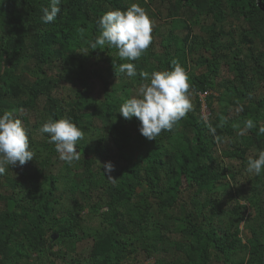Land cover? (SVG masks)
I'll return each instance as SVG.
<instances>
[{"label":"trees","instance_id":"obj_1","mask_svg":"<svg viewBox=\"0 0 264 264\" xmlns=\"http://www.w3.org/2000/svg\"><path fill=\"white\" fill-rule=\"evenodd\" d=\"M164 1L166 6L157 13L168 11L173 40L167 41L162 56L155 53L153 41L138 61L121 60L116 48L92 50L89 44L100 34L97 21L111 10L126 11L130 3L125 0H61V11L49 24L43 23L42 9L50 7L51 0H18L0 9L7 27L0 30V117L13 111L23 121L36 159L34 172L25 174L28 183L25 190L9 197L5 209H0V264H17L26 258L23 253L26 246L57 257L58 253L53 251L55 244L80 238L81 211L57 209L66 193L64 198H57L61 179L48 170L60 156L55 145L49 143L50 136L41 131L49 120L64 118L82 131L91 127L92 118L110 125L92 157L79 162L89 172L83 190L79 188L88 199L85 206L101 217L105 233L95 238L86 264H122L140 251V243L149 254L154 251L169 254L168 259H158L155 264H264V172L259 178L263 180L262 190L251 189L244 194L232 186V181L248 173L252 151L257 155L264 151V133L260 131L264 126V96L254 111L244 106L251 92L248 77L252 68L264 82V52L242 57L243 50L233 43L235 32L219 29L234 15L248 27L247 35L256 34L264 42V0ZM207 15L213 16L214 22L204 28L202 18ZM198 26L207 29L208 37L196 33ZM80 29L84 30L83 36ZM176 29H187L188 33L175 35ZM205 52L212 56L211 60H204ZM228 56L232 58L234 78L228 81L226 89L234 97V103L242 106L239 123L230 124L227 115H223L227 111L215 120L203 116L202 97L209 93L207 105L213 110L217 97L210 95V91L221 87L206 74L195 75L190 83L198 103L195 111L186 116L185 126L182 124L186 118L150 144L145 139L138 145L141 155L135 156L132 134L134 125L141 122L135 117L115 119L128 99L117 96L120 91L117 80H123L126 74L116 72L115 66L135 64L137 76L131 79L141 84L139 73L149 67V60L155 61L152 69L144 70L149 74L173 70L172 61L177 60L187 73L198 64H206L218 76ZM96 57L106 62L108 70L94 68L98 67L93 63ZM25 63L34 66L28 71L37 77L35 82L25 83L24 74L19 72ZM49 70L57 73L52 81L46 77ZM93 78L103 80L106 89L103 100L90 97ZM63 81L76 85L70 100L52 95L51 87H58ZM133 87L128 86L125 91L129 94ZM43 100L42 111L36 112L38 124L31 126L27 114ZM247 120H252L254 127L246 128ZM238 125H243L245 134L224 153L239 165L236 171V167L223 168L217 153L219 143L225 136L234 135ZM36 133L41 134L42 140ZM110 147L116 149L124 163L120 170L113 171L115 181L105 174L91 172L98 165L97 158L105 157ZM77 151L81 156L89 155L81 145H77ZM169 162L176 169L173 177L167 179ZM71 166L66 167L69 170ZM69 190L73 195L79 191L76 186H70ZM95 196L100 198L91 206ZM232 201L237 202L236 206L230 205ZM243 227L248 232L246 240ZM171 232L174 237L165 238Z\"/></svg>","mask_w":264,"mask_h":264},{"label":"rangeland","instance_id":"obj_2","mask_svg":"<svg viewBox=\"0 0 264 264\" xmlns=\"http://www.w3.org/2000/svg\"><path fill=\"white\" fill-rule=\"evenodd\" d=\"M18 0H0V9L2 7H5L10 2H17ZM126 2L130 3L129 6L132 4L138 3L142 7H144L150 16V18L153 21L154 29H153V46L155 53L158 56H162L165 52V45L167 41L170 39L173 40L172 35V25L169 23L168 19V11L165 9L161 14H158L157 11L161 10V7L166 6L164 0H125ZM156 12V15L154 14ZM203 25L204 28L208 27L210 24H213L214 18L211 15L204 16L203 18ZM171 20V19H170ZM11 23L9 22V25ZM219 26V29L225 28L227 32L234 31L236 38L233 39V43L236 44V47H239L242 49V57L248 56L251 52H253L255 55H259L260 53L264 52V42L260 39V37L256 34L250 33L247 35L245 32L247 31L248 27L243 22V20L237 19L234 15H231L226 23L221 27ZM6 27L5 20L0 17V30ZM11 28V25H10ZM202 28V26H198L196 33L200 34L202 37L206 38L208 37L207 29ZM10 31V29H8ZM188 33V30H181L176 29L175 35H182L186 36ZM231 55V54H230ZM205 61L211 60L212 56L210 54H207L205 52V56L203 57ZM149 67L146 69H143V72H147L144 70H150L155 66V61L149 60ZM93 63H97L98 67H95V69L102 70H108L107 64L104 60H101L100 57H96L93 60ZM231 64H232V58L231 56H228L227 59L223 61V63L220 66V73L218 76H214L213 69L206 64L200 65L198 64L197 67L193 68L191 72L188 73L190 82L192 80L191 77L195 75L200 74H206L209 77H211L212 81L220 85L221 88L216 89L215 91H210V95H214L217 97L214 102V109H210L207 105V97L204 95L202 97V100L204 102L203 105V116L206 117L207 120H215L217 115L223 114L227 115V119L229 120V123L232 124L235 121L237 123L239 118L242 115L243 109L242 106L237 105L234 103V97L230 94H228L226 87L229 86V80L234 78V74L231 70ZM262 64H264V59L262 61ZM33 68V65H26L19 71L24 74L25 77V83L29 82H35L37 77L33 74H30L28 70ZM24 69V70H23ZM28 71V73L26 72ZM257 71L252 68V70L249 73V88L251 90L249 94V99L247 102H245L244 106L249 107L252 111L255 110V106L257 102L264 96V82L261 81L258 78ZM57 73H52L51 70L47 73V79L48 81H52L53 77H56ZM104 75V74H103ZM118 82L116 84H119L120 88L117 92V96L120 98H132L133 96L138 94V89L140 86V83L138 81H132L131 78H128L127 76L124 77L123 80H117ZM128 86H134L131 92L128 94L125 90ZM75 84H71L70 82L63 81L60 86L55 87L52 86L51 89L53 91L54 96L58 98H62L63 100H70L74 92L76 91ZM118 90V89H117ZM106 92V89L103 85V80L100 78H93L91 81V98L95 100H103L104 93ZM190 100L192 104V109L189 112H194L198 103V98L195 94L191 92L190 94ZM45 100L41 101L39 104L37 103L34 105V109L30 111L27 116L29 117V124L31 126H36L38 124V120L36 118V112L42 111V106L44 104ZM119 114V113H118ZM123 116L118 115L116 120L121 119ZM188 119L186 118L184 123L182 124V127L185 126ZM91 127H87L83 130L85 133L84 139L80 140L78 142V145L83 146L86 148V152L89 154L87 156H81L80 160L78 162H74L71 166V169L68 170L67 163L62 161L61 159L57 160L55 162V165L51 167L48 172L52 176H57L61 181L59 182V188L60 191L57 195V198H64L63 193H66V198L60 202V205L57 206L58 210L63 211H70V212H78L81 211V215L83 220L81 221L82 229L78 231L79 240H72L71 238L66 240H61L59 243L55 244L53 247V251L58 253L59 256L54 257L53 255L48 253H40L37 251H34L27 246L25 247V250L23 253L27 256L26 258L20 259L17 264H86L87 260L90 256V252L92 250V244L95 240V238L104 235V231L102 229V224L100 220V216L94 215L92 213L89 206H85L88 203V199L86 198V195L83 190L84 188V182L86 181V177L88 176L89 172L87 171L86 167L79 162H81L84 159H88L92 157V152L95 150L96 145L100 141L101 138H103L109 131L110 125L98 118H92L90 120ZM140 126L141 125H134L133 129V138H132V146L134 147L133 152L135 156L139 157L141 155L140 149L138 145L142 141H145V137L140 132ZM236 132L234 135H227L224 137L223 141L219 143L218 153L217 156L220 160L221 166L223 168L232 169L236 167V171H239V165L237 163H233V161L229 160L224 156V153L231 147L232 144L236 143L240 136L245 134V128L243 125H238L236 128ZM37 134V138L40 140L42 138L41 134ZM42 140V139H41ZM147 144H150V141L147 140ZM253 154L251 155L252 159L254 157H258L257 152L252 151ZM98 162L101 164H106L107 162H111L114 165L115 171L120 170L123 166V162L120 161V158L118 156V153L116 149L113 147H110L108 154L105 157L97 158ZM35 158L31 161V164H26L24 166H7L6 172L2 175H0V209H5L6 201L9 197L16 194L18 191L25 190L24 188L28 185L26 180V173L28 171H33ZM175 165L173 162H169L167 166V173L165 177L169 179L170 177H173L172 173L175 170ZM97 172L98 175L105 174L102 169L101 165L94 166L91 170V172ZM34 172V171H33ZM32 172V173H33ZM113 173V172H112ZM168 174V175H167ZM113 176V174H111ZM170 176V177H168ZM260 175H255L254 173H247L244 174L242 177L238 178L236 181H232V186L236 188V190H240L241 193L249 194L251 189H263V180L261 181L259 178ZM18 184H21V186H18ZM27 184V185H26ZM70 186H76V188L79 190L74 195L71 193ZM185 186H187V182L185 181ZM81 190H80V189ZM194 189L191 190V193L194 195ZM191 193L189 192L188 196H191ZM236 193V192H235ZM18 194V193H17ZM242 195V194H241ZM237 197V196H236ZM100 196H95V201L91 200L90 205L93 206L95 202L99 200ZM238 200L242 201L241 198L237 197ZM231 206H236V201L230 202ZM242 205H244V202H241ZM104 204V201L102 202ZM33 206V205H30ZM82 207V208H80ZM252 212V209L250 210ZM256 214V213H255ZM70 221H66V223ZM54 231L51 232V234ZM247 229L243 227V237L246 240L247 239ZM175 233L171 232L165 235V238L168 237H174ZM126 237V236H125ZM16 237L14 238V243L16 242ZM28 248V250H27ZM20 250V248H17ZM140 251L136 253V255L132 256L131 258H128L125 262L122 264H155L158 259L165 258L168 259L169 254H166L164 252L154 251L146 252L142 244L140 243L139 247Z\"/></svg>","mask_w":264,"mask_h":264},{"label":"clouds","instance_id":"obj_3","mask_svg":"<svg viewBox=\"0 0 264 264\" xmlns=\"http://www.w3.org/2000/svg\"><path fill=\"white\" fill-rule=\"evenodd\" d=\"M60 3L61 0H51L50 7L42 9L43 23L49 24L56 20L61 11ZM97 24L100 34L94 42H89L90 48L92 50L116 48L121 60H140L153 42V21L148 11L138 3L132 4L126 11L117 9L107 12ZM80 34L83 36V29H80ZM172 64L173 70L156 71L151 74L139 73L142 83L138 94L127 99L119 109V114L125 120L135 117L141 122L140 132L149 141L156 140L164 131H172L192 109L190 100L192 85L189 75L177 60H173ZM115 70L125 73L128 78L137 76L133 63L120 64L115 66ZM245 123L248 129L254 127L252 120ZM209 128L210 131H215L211 125ZM41 131L50 136L49 143L55 145L62 161L71 166L80 160L77 145L84 139L85 133L76 124L67 118L49 120ZM260 131L264 133V126ZM34 158L35 153L31 150L29 135L23 121L17 118L13 111L5 112L0 117V175L6 172L7 166H24ZM97 163L102 166L109 179L116 180L111 175L115 170L111 162ZM247 172L255 175L264 172V151L259 152L258 158L248 160Z\"/></svg>","mask_w":264,"mask_h":264},{"label":"built area","instance_id":"obj_4","mask_svg":"<svg viewBox=\"0 0 264 264\" xmlns=\"http://www.w3.org/2000/svg\"><path fill=\"white\" fill-rule=\"evenodd\" d=\"M205 95H206V96H208V95H209V93H206Z\"/></svg>","mask_w":264,"mask_h":264}]
</instances>
